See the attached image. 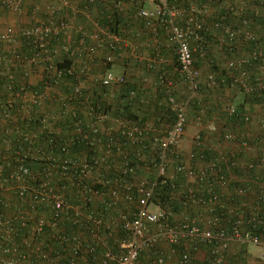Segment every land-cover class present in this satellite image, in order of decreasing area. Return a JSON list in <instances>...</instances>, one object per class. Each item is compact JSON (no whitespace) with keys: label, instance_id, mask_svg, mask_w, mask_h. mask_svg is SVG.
<instances>
[{"label":"trees","instance_id":"16d2710c","mask_svg":"<svg viewBox=\"0 0 264 264\" xmlns=\"http://www.w3.org/2000/svg\"><path fill=\"white\" fill-rule=\"evenodd\" d=\"M48 1L28 0L19 26L35 23L36 16L45 18ZM78 1L82 14L67 11L75 28L84 24L92 31L91 16L121 41L108 39L98 50V41L86 37L87 47L95 50L92 57L85 52L72 58L51 54L44 62L29 64L38 48L20 40V47L9 54L12 65L8 63L0 77V214L9 221L0 227V264L12 255L18 264H117L108 262L106 255L110 251L119 256L121 243L131 238L129 224L139 209L144 182L147 188L155 184L150 201L173 212V223L182 214L216 217L221 229L231 235L238 217L232 208L241 207L250 217L256 210L264 218V202L259 199L264 191V89L259 87L264 86V0H169V6L181 12L177 17L181 25L192 18L202 24L191 38L194 67L200 70L193 96L180 68L177 43L166 29L168 18L151 21L139 15L141 7L154 9V4ZM194 7L200 12H192ZM8 13L14 14L0 6V17ZM69 17L56 16V23L64 18L69 22ZM226 26L239 32L231 38L225 34ZM75 28H68L73 36ZM247 32L253 37H247ZM66 38L62 33L50 40L51 49ZM256 50L262 52L257 58ZM107 56L112 57L109 63H105ZM240 60L245 62L230 67V62ZM82 61L88 67L85 73L80 71ZM71 66L76 68L73 75L52 78L51 67ZM108 71L123 80L104 84ZM242 72L253 90L237 80ZM171 95L178 101L190 99L188 124L197 121L202 126L201 144L194 142L187 151L165 144L176 120ZM232 104L237 110L229 115ZM211 124L217 131L208 130ZM248 132L251 135L243 139L241 134ZM228 133L239 138L229 142ZM164 150L166 174L159 175ZM220 153L230 154L228 162L222 161ZM215 159L226 185L210 173L191 182L186 170H179L186 165L197 170ZM19 166L20 180L12 176ZM209 188L219 198L213 212L198 205L199 199L209 198ZM57 198L63 200L61 207ZM40 222L43 228L38 231ZM249 229L264 239V221L258 219ZM7 234L13 242L6 246ZM221 243L213 239L200 242L196 250L191 247V264H217L219 253L214 250ZM14 246L16 252L3 253L4 247ZM247 246L230 241L222 264H251ZM188 247L190 241L185 239L177 244L158 242L142 250L139 264H159L160 259L162 264H180ZM253 260L264 264L260 257Z\"/></svg>","mask_w":264,"mask_h":264},{"label":"built area","instance_id":"2783aa9c","mask_svg":"<svg viewBox=\"0 0 264 264\" xmlns=\"http://www.w3.org/2000/svg\"><path fill=\"white\" fill-rule=\"evenodd\" d=\"M28 0H0V6L14 13L15 15H21L24 13V8L27 5ZM91 2L94 0H90ZM78 0H49L46 8L44 10L45 18L37 17V21L29 26H14L11 24H2L0 22V77L4 74V69H7L8 63L12 65L13 57H10L9 54L15 53L17 48L20 47L21 41H28L35 48H38L39 52H36L34 56L28 60V63H40L44 62L47 56V59L50 58L51 54L56 55H66L68 58H72V56L76 55L77 52H85L88 53L89 56H93L94 51L92 52L90 47L86 45V37L91 38L94 41H98V50L103 47V42H108V39L115 40L117 42L121 41V38L114 33L105 32L99 22L96 19H93L91 16L88 19L91 20L92 25L94 26L92 31L88 30L84 24L74 27V20L72 17H69L70 12L68 10H72L71 14L81 13L79 9L76 7V3ZM142 4H154V9H147L145 7H141L139 11L140 16H144L149 20H156L158 17L166 16L168 18V24L166 25V29L168 31L169 36L177 43V54L180 62V68L185 77V80L189 83V88L192 92L193 96L197 92V84L196 79L200 75V70L194 67V56L191 47V38L197 33V30L201 28L202 24L199 20H195L198 18H192L185 25H181L177 20L178 15L181 13L179 9L176 7L169 6V0H139ZM39 9V8H38ZM37 9V10H38ZM37 12V11H35ZM192 12H200V10L196 7L192 9ZM64 14V15H63ZM82 14V13H81ZM87 15V14H86ZM56 16H64L69 17L67 20L60 19V23H56ZM73 16V15H72ZM194 24V29L192 28ZM75 28L76 35H72L69 33L68 28ZM225 34L229 37L233 38L239 32L236 29L231 28V26L225 27ZM62 33L67 34V38L65 41H62L57 47L55 46L51 49L50 40L55 39L58 35ZM82 34L83 37L81 40L77 39V36ZM106 37V38H105ZM247 37L252 38L253 35L250 32H247ZM113 41L109 42L110 46H113ZM76 42H78V46H76ZM124 42L129 45L130 43ZM74 44V45H73ZM37 51V50H36ZM254 57L257 58L262 55V52L255 51ZM112 61L111 56H107L105 63H109ZM245 60H240L237 63L232 61L230 62V67L236 66V64L240 65ZM81 65V73H85L87 70V65L83 61L79 63ZM11 70V67H8ZM52 78L56 80V78L60 79L62 75L68 74L73 75L75 72V67H69L66 69H60L57 67H51ZM6 73V72H5ZM11 73V71H10ZM9 74V73H7ZM28 74V71L26 72ZM12 76V75H11ZM212 78V75L210 76ZM103 83L106 85H111L113 83H117L123 80L121 75H116L113 71H108L106 75L103 77ZM239 83L246 90H253V86L247 83L246 73L242 72L241 77L237 79ZM82 86V81H79ZM261 89H264L263 85ZM80 86L76 88V92H79ZM17 96L21 97L20 90L17 92ZM33 98V97H32ZM171 105L173 110L176 112V120L169 131L167 138L165 140L166 146H182L184 138L187 132L188 126V112L190 109V99L178 101L176 100V96L171 95ZM229 115H234L237 110L236 104H232L228 107ZM1 120V119H0ZM246 121L251 122V116L246 115ZM264 127V123L261 124ZM208 130L215 132L217 131V127L215 124H211L208 126ZM250 136L251 134L248 132L247 134L242 133L241 136L244 139ZM229 142L237 140L239 136L234 133H228L226 136ZM242 139V140H243ZM239 140V139H238ZM241 140V139H240ZM241 140V141H242ZM201 141L200 132L194 137V142L198 144ZM243 145H246V141H242ZM222 161L228 162L230 154L220 153ZM161 162L158 165L159 167V175L166 174V165H167V153L164 150L161 154ZM190 157L193 159L194 154L191 153ZM3 170V165H0V172ZM24 172L28 173V168H21ZM179 170H186L188 177L191 182H194L197 177L203 179L207 174L210 173L215 175V179L218 183L222 185L227 184L226 176L221 174V168L219 167V161L217 159L210 160L206 166H201L199 169L193 168L191 165L180 166ZM199 171V172H198ZM14 177L20 180V166L13 173ZM2 182H0V187L2 186ZM155 184L153 187L147 188L145 187V182L141 184V192L143 196L139 202V209L134 216V219L130 222L129 227L131 228V238L124 240L121 243L122 253L119 256L112 252H107L106 258L108 262L115 261L117 264H139V258L142 250L149 246H152L158 242L163 244H177L180 243L181 240L185 239L190 241V247L184 250L182 257L180 259V264H191L192 260V250L197 249V246L202 241H211L213 239H221L222 243L218 247V249L214 250V253H219V256L216 258L215 262L217 264H222L224 262V250L228 247V243L230 241L239 242L241 244H255L261 246L263 248V252L261 253L260 259L264 262V239L258 233L253 232L249 227L253 224V222L259 219L260 222L264 221V218L260 217L256 210L252 212V217L245 215L244 209L240 208H232L231 213L238 214L236 218L235 224L233 226L232 234L227 235L225 229H221L219 222V218H208L205 219L200 215H186L182 214L180 218L175 219L173 223L170 221L171 216L176 217L173 212L168 209L158 207L154 205L150 199L153 195ZM192 191V190H191ZM247 190L240 189L239 193L246 194ZM209 198H201L198 201V205L203 209H208L211 212L214 211V203L218 201V194L215 193L211 188L208 189ZM259 199L264 202V191L259 194ZM63 200L57 198L56 204L57 207H61ZM246 203H244V206ZM207 210V211H208ZM9 223L8 220L3 218L2 213L0 214V227L7 226ZM200 223L202 225H200ZM155 225L157 228L153 231L150 226ZM203 226V227H201ZM43 228V222H40L37 230L40 231ZM6 241L4 245H9L8 242L12 241V237L10 234H7L3 237ZM18 247H4L3 253H10L12 251H17ZM159 264L163 263V259L158 261ZM2 264H18V260L13 257H9L8 259L2 258ZM70 264H74V261ZM105 264H108L105 261Z\"/></svg>","mask_w":264,"mask_h":264},{"label":"crops","instance_id":"0c3cea01","mask_svg":"<svg viewBox=\"0 0 264 264\" xmlns=\"http://www.w3.org/2000/svg\"><path fill=\"white\" fill-rule=\"evenodd\" d=\"M13 20V21H12ZM15 20L13 18H8V17H0V22L2 24H10L11 22H14ZM29 22V21H28ZM122 70V69H121ZM118 73H120V68H117L116 70ZM183 84V83H182ZM180 88H182V85H179ZM179 88V89H180ZM241 98H239L240 100ZM238 100V99H237ZM238 100V101H239ZM237 101V103H238ZM241 101V100H240ZM258 117V116H257ZM256 121L255 119H253V122ZM259 121V120H258ZM256 121V123L258 122ZM255 123V124H256ZM256 128L258 129V125L256 124L255 125ZM202 129V126H201V123L200 122H197V121H191L188 126H187V132H186V136L184 138V141L182 143V147H183V150L187 151L189 149H191L193 147V143H194V137L201 131ZM189 143V144H188ZM185 144V145H184ZM262 251H263V248H262ZM262 253V252H261ZM261 253H257L261 256ZM259 256V257H260ZM251 264H255V261L252 260L251 261Z\"/></svg>","mask_w":264,"mask_h":264},{"label":"rangeland","instance_id":"374dc122","mask_svg":"<svg viewBox=\"0 0 264 264\" xmlns=\"http://www.w3.org/2000/svg\"><path fill=\"white\" fill-rule=\"evenodd\" d=\"M7 17L8 18H13L15 20L14 22H11L10 24H15L16 23L15 25L19 26V24L22 23V21H20V19L22 18L21 16H16L14 14L8 13V16ZM114 71H115V69H114ZM237 98L239 100V98H242V95L240 94L239 96H237ZM247 249H248V254L250 255V258H252L251 261L253 259H255V258H258L260 256L257 253L263 252L262 251V247L261 246H258V245H255V244H248Z\"/></svg>","mask_w":264,"mask_h":264},{"label":"clouds","instance_id":"9594fccd","mask_svg":"<svg viewBox=\"0 0 264 264\" xmlns=\"http://www.w3.org/2000/svg\"><path fill=\"white\" fill-rule=\"evenodd\" d=\"M18 16H20V15H18Z\"/></svg>","mask_w":264,"mask_h":264}]
</instances>
